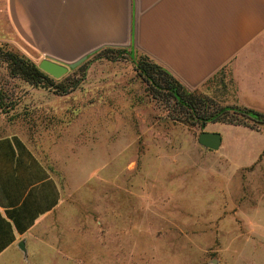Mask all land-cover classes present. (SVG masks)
Masks as SVG:
<instances>
[{
  "label": "rangeland",
  "instance_id": "obj_1",
  "mask_svg": "<svg viewBox=\"0 0 264 264\" xmlns=\"http://www.w3.org/2000/svg\"><path fill=\"white\" fill-rule=\"evenodd\" d=\"M3 44L43 59L21 41ZM112 55L92 53L51 77L65 91L10 77L0 62V136H19L61 191L14 264H264V148L238 167L227 123L215 125L218 150L202 147L199 133L214 125L199 127L138 77L129 56ZM229 86L216 79L194 93L215 112L232 106ZM243 128L257 147L253 132L263 133Z\"/></svg>",
  "mask_w": 264,
  "mask_h": 264
},
{
  "label": "crops",
  "instance_id": "obj_2",
  "mask_svg": "<svg viewBox=\"0 0 264 264\" xmlns=\"http://www.w3.org/2000/svg\"><path fill=\"white\" fill-rule=\"evenodd\" d=\"M0 41L61 62L122 48L189 91L227 79L229 105L264 113V0H0ZM216 124L204 131L218 132ZM243 127L231 124L235 139L226 144L238 167L264 148L254 131L261 142L249 149ZM60 203L56 180L31 148L16 134L0 136V264L30 252L33 231Z\"/></svg>",
  "mask_w": 264,
  "mask_h": 264
},
{
  "label": "trees",
  "instance_id": "obj_3",
  "mask_svg": "<svg viewBox=\"0 0 264 264\" xmlns=\"http://www.w3.org/2000/svg\"><path fill=\"white\" fill-rule=\"evenodd\" d=\"M114 52L129 56L138 77L158 94L171 98L181 110L185 109L199 127L203 128L209 122H219L248 127L261 131L264 135V113L239 105L213 108L215 112H209L210 105L202 97L199 98L195 96V91H189L182 87L168 72L145 56L133 57L122 48H102L95 51L94 54L99 53V56L108 60H117L120 56L112 55ZM0 62L5 64L10 77L19 78L29 85L60 87L62 91L66 89L63 86L52 84L53 80L49 75L41 71L29 58L9 48L6 44L0 46ZM0 109H5L1 94Z\"/></svg>",
  "mask_w": 264,
  "mask_h": 264
},
{
  "label": "water",
  "instance_id": "obj_4",
  "mask_svg": "<svg viewBox=\"0 0 264 264\" xmlns=\"http://www.w3.org/2000/svg\"><path fill=\"white\" fill-rule=\"evenodd\" d=\"M92 52L86 53L79 58L71 61V62H61L51 58H43L41 59L37 66L38 68L49 75L52 78L58 79L65 75L68 70L74 69L83 63L88 55L92 54ZM198 144L202 147L210 150H218L221 146V135L218 132H208L202 131L198 135ZM20 248H22V243L19 244Z\"/></svg>",
  "mask_w": 264,
  "mask_h": 264
}]
</instances>
